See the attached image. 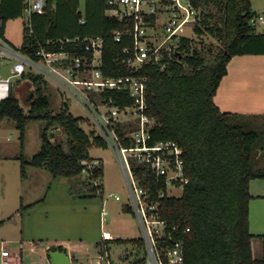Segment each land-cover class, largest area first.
I'll list each match as a JSON object with an SVG mask.
<instances>
[{"label":"trees","instance_id":"1","mask_svg":"<svg viewBox=\"0 0 264 264\" xmlns=\"http://www.w3.org/2000/svg\"><path fill=\"white\" fill-rule=\"evenodd\" d=\"M54 1L46 0L45 13H32L29 20L24 21L23 41L18 48L22 54L38 60L39 48H59L48 45L47 41L101 35L105 41V75L129 74L130 69L123 60L131 53L123 51L126 47L132 48L131 39L124 38L118 43L114 31L130 28L131 22L107 16V0H86V23L81 24V14L76 13L79 0H58L56 9L52 7ZM192 2L201 11L194 28L196 39L182 37L176 52L163 58L164 66L149 63L140 70L149 78L147 113L155 120L150 130L151 143L174 141L182 147L189 182L180 196H169L165 180H158L147 166L132 162L133 170L149 190L151 199L159 203V217L167 221L174 240L169 245L182 242L184 264H264V235L259 236L263 256L254 258V235L250 233L253 198L250 182L264 179V168L257 167L258 150H264V132L253 126V116L223 112L214 101L234 56L264 54V34L258 33L256 26L250 23L256 16L251 10V0ZM68 3L73 4L72 10L65 8ZM25 11L24 0H0V35L4 36L7 21L21 17ZM204 37L214 41L207 43ZM65 49L71 51L72 44L67 43ZM22 78L29 79L35 86L33 96L26 98L28 111L12 89L10 97L0 103V121L9 118L16 122L22 148L27 123L41 120L45 125L40 150L30 160L23 154L17 157L21 177L25 178L27 166H33L48 170L56 179L73 178L84 172V162L97 159L99 165L92 169L88 179L72 187L71 192L79 197L102 194L100 180L104 166L101 159L91 157L90 149L93 146L108 148L105 141L85 130L81 125L82 117H75L67 103H63L59 112L52 111L41 76L28 72ZM54 129L61 130L65 141L51 137ZM94 180H99L100 184L96 186ZM44 198L21 204L18 212L23 213ZM123 211L134 215L129 206H123ZM4 222L0 221V226ZM111 244H137L141 249L144 245L141 238H114L103 239L97 247L100 253H109ZM56 249L61 247L49 250ZM140 262L145 264V257Z\"/></svg>","mask_w":264,"mask_h":264},{"label":"built area","instance_id":"2","mask_svg":"<svg viewBox=\"0 0 264 264\" xmlns=\"http://www.w3.org/2000/svg\"><path fill=\"white\" fill-rule=\"evenodd\" d=\"M24 3L26 21L32 13H45L46 0H24ZM106 3L107 16L132 23L130 28L114 31L118 43L124 38L131 39L132 48L126 47L123 51L131 53L123 60L130 69L129 74L105 75V41L101 35L47 41L48 45L59 48H39L38 60L22 54L0 35V103L10 97L14 81L28 72L50 83L64 97L63 102L69 105L75 102L84 113L80 116L81 125L101 137L119 161L128 186L130 206L142 230L145 264H184L182 242L169 245L174 240L167 221L159 217V203L151 199L149 190L136 177L132 162L147 166L158 180L163 178L168 195L170 189L181 188L183 192L189 182L182 147L174 141L151 143L150 130L155 120L147 113L149 78L140 70L149 63L164 66L163 58L175 53L181 38L188 37L182 30L188 27L194 31L201 11L192 0H107ZM80 23L85 24L86 20L81 19ZM250 23L253 26L264 24V15L254 16ZM67 43L72 44L71 51L65 49ZM84 164V172L89 176L99 161L94 159ZM93 183L100 184L99 180ZM106 213L103 208L102 214ZM103 239L112 238L104 232ZM7 244L0 246V264H14L16 254ZM109 257L105 251L92 264H111Z\"/></svg>","mask_w":264,"mask_h":264},{"label":"rangeland","instance_id":"3","mask_svg":"<svg viewBox=\"0 0 264 264\" xmlns=\"http://www.w3.org/2000/svg\"><path fill=\"white\" fill-rule=\"evenodd\" d=\"M86 0H79L80 10L84 14ZM26 13L7 23L10 29L8 38L10 44L16 48L21 44V27L26 21ZM264 25L260 24L257 31H263ZM183 33L188 37L196 39L192 28H184ZM209 43L214 40L204 37ZM35 86L29 79L19 78L13 83V91L21 101L24 110L27 112L29 103L27 96L33 93ZM45 94L48 96L53 112H59L63 105V96L47 81L44 82ZM33 96V94H32ZM69 105V104H68ZM70 112L75 117L84 116L83 111L75 102L69 105ZM45 123L41 120L29 121L26 125L23 148L21 145L20 131L14 120L4 118L0 121V216L14 212L16 206L21 203L20 196L25 200L45 197L40 203L23 212V226L20 222L21 215L18 213L6 220L0 226V246L2 243H9L15 237H20L21 228L24 234L21 238L25 240L22 253L20 254L21 264H47V260L41 254L42 249L53 240H67L74 244L83 240V244L92 246L103 238L104 231L110 232L114 238L138 239L143 238L138 218L123 211V206L131 207L129 191L126 178L121 169L119 161L110 148L93 146L90 155L100 158L104 166V174L101 181L103 185L102 194L98 193L93 197H79L71 192V188L83 184L88 176L85 172L73 178H53L48 170L26 167L25 178L21 177V164L19 161H6V156L23 154L27 160L36 154L41 147V131ZM82 127L90 131L88 127ZM54 136L58 141H65V135L59 129H54ZM91 132V131H90ZM95 134V133H94ZM96 135V134H95ZM264 135V134H263ZM264 143V136L262 137ZM262 150L259 149L258 152ZM181 188L170 189V196H180ZM119 196L120 200H116ZM102 208H105L106 215L101 217ZM38 243V247L35 246ZM261 242L254 241L253 250L257 258H262L263 250ZM19 244H7L11 250L18 248ZM33 248V249H32ZM111 264H143L140 261L145 254V246L141 249L137 244H111ZM77 250V249H75ZM93 258L85 264H92L99 259V255L92 246ZM41 261H45L42 263ZM72 264H80L74 260Z\"/></svg>","mask_w":264,"mask_h":264},{"label":"crops","instance_id":"4","mask_svg":"<svg viewBox=\"0 0 264 264\" xmlns=\"http://www.w3.org/2000/svg\"><path fill=\"white\" fill-rule=\"evenodd\" d=\"M58 0H55L52 7L56 9L58 7L57 4ZM68 10L73 9V4L68 3L65 7ZM67 10V11H68ZM251 10L256 15L263 14L264 15V0H251ZM69 12V11H68ZM86 12V11H85ZM82 13L80 10V3L76 10V13H80V20L85 19L86 15ZM80 22V21H79ZM7 23L5 25V33L4 38L9 42L8 35L10 29H7ZM75 24V21H74ZM262 24V23H261ZM260 24L256 26L257 27ZM264 25V24H263ZM76 28V27H75ZM74 29V28H73ZM72 29V30H73ZM258 33H263V31H257ZM21 44L23 41V26L21 27ZM20 44V46H21ZM214 101L216 105L220 108L223 112H234L240 113L244 115H251L253 116V126L262 132H264V54L258 55H241V56H234L227 65V74L223 77L220 86L217 90L216 96L214 97ZM264 136V135H263ZM264 150L258 153V161L257 167L264 168ZM19 155L14 154L11 156H6V161H19L17 159ZM92 157V156H91ZM32 158V157H31ZM93 158H97L93 156ZM100 159V158H99ZM20 162V161H19ZM36 168V167H34ZM25 180H27V176H25ZM250 193L252 194L253 198L250 201V233L254 235L252 239V250L254 246V241H261L262 249V240L259 238L260 235H264V179H254L250 182ZM34 196L30 197V200H25L22 196L21 204L28 205L39 198L32 199ZM19 206H16L14 212H10L11 214L6 212V214H2L0 216V221H6L13 219L14 215L20 214V222L23 226L24 222V215L23 213L18 212ZM31 210V208L29 209ZM103 208L101 212V217H103ZM108 232V231H104ZM112 239H114L113 235L108 232ZM24 234V228H21V235ZM20 237H15L14 240H10V243L16 244L18 243V248L11 250L13 253L16 254L14 259V264H21L20 263V254L23 250V245H25V240ZM103 238L98 241L97 243L93 244L94 251L100 257V250L97 247L98 243H102ZM35 246L38 247V243L35 242ZM92 246L83 244V240H79L74 244H70V241L67 240H53L48 242L45 248L42 249L41 254L44 258L48 261L47 264H52L51 257L49 255L50 252H61L65 253L67 257L70 259V264L73 263L74 260L80 261V264H85L88 261H91L93 258V253L89 252L92 251ZM52 247H61V249H56L50 251L49 249ZM33 249V248H32ZM77 249V250H75ZM112 249L110 248V253ZM254 258H257L255 252L253 250ZM94 259V258H93ZM97 261V260H95ZM94 261V262H95ZM44 263L45 261H41Z\"/></svg>","mask_w":264,"mask_h":264},{"label":"water","instance_id":"5","mask_svg":"<svg viewBox=\"0 0 264 264\" xmlns=\"http://www.w3.org/2000/svg\"><path fill=\"white\" fill-rule=\"evenodd\" d=\"M32 92L29 95V98L32 97ZM54 133H51V137H53ZM51 260H52V264H70V259L67 257V255L65 253H61V252H50L49 253Z\"/></svg>","mask_w":264,"mask_h":264},{"label":"bare ground","instance_id":"6","mask_svg":"<svg viewBox=\"0 0 264 264\" xmlns=\"http://www.w3.org/2000/svg\"><path fill=\"white\" fill-rule=\"evenodd\" d=\"M108 235L110 236V234L108 233Z\"/></svg>","mask_w":264,"mask_h":264}]
</instances>
